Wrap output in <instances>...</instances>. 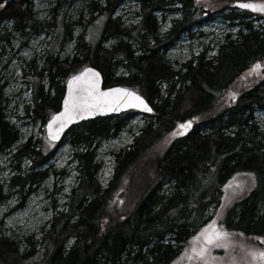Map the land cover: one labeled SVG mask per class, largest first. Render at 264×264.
Returning <instances> with one entry per match:
<instances>
[{
  "label": "trees",
  "instance_id": "1",
  "mask_svg": "<svg viewBox=\"0 0 264 264\" xmlns=\"http://www.w3.org/2000/svg\"><path fill=\"white\" fill-rule=\"evenodd\" d=\"M124 1L91 0L85 5L91 16L83 23L78 53L64 59L54 54L47 57L43 71L49 77V91L40 78L30 80L33 111L35 116L46 118L59 110L64 93L61 79L92 65L102 73L105 86L123 85L139 91L155 112L147 115L150 118L133 144L116 154L107 187L96 179L99 166L91 145L115 132L123 115L114 123H109L111 118L82 123L80 132L75 129L79 126L71 128L67 133L71 143L83 148L75 153L80 174L70 192L67 211L53 219L39 246L32 243L26 252L0 232V264H178L176 259L195 242L193 239L187 247L195 233L189 225L199 223L203 229L212 223L202 219L210 203L215 204V215L220 217L217 226L244 238L243 246L250 237L264 243L257 239L264 238V132H259L254 122L255 110H264V12L237 9L233 7L237 0H138L141 19L128 29L120 17H112ZM32 3L0 0V27L12 20L25 38L45 26L50 28V23L29 24ZM174 5L180 6L181 17L160 33L156 13ZM216 14L240 23L235 36L228 35L215 55L208 57L201 52L174 70L163 52L182 34H192L193 27ZM255 15L263 23L255 25L251 19ZM103 16L97 40H85L88 26ZM83 19L80 16L79 21ZM68 29L64 26L63 31L69 34ZM3 36L9 39L7 32ZM125 36H134L140 48L136 50ZM110 37L117 42L108 48L103 41ZM257 63L261 67L250 71ZM120 64L125 66V74L115 73ZM1 81L0 72V151L18 140L17 129L4 113ZM163 83L167 84L166 95ZM188 120L194 121V127L174 139L179 125ZM202 126L211 131L201 132ZM32 144L31 139L23 144L19 154L33 159L35 166L46 163L48 157ZM36 158L43 162L39 164ZM40 174L41 178L46 175ZM168 181L174 182V190L165 197L159 192ZM33 182L31 174L11 178V184L21 190ZM231 185L242 190L226 199ZM2 189L0 181V196ZM209 190L212 199L204 202ZM170 234L173 242L166 240ZM236 238L230 236L229 241L241 246ZM216 254L221 256V252ZM186 261L203 264L196 259Z\"/></svg>",
  "mask_w": 264,
  "mask_h": 264
},
{
  "label": "rangeland",
  "instance_id": "2",
  "mask_svg": "<svg viewBox=\"0 0 264 264\" xmlns=\"http://www.w3.org/2000/svg\"><path fill=\"white\" fill-rule=\"evenodd\" d=\"M90 1L33 0V20L29 24L50 23L51 25L50 28L45 26L38 32L34 31L29 38H25L20 30L14 28L12 20L5 21L0 27V72L1 82L4 85L2 106L7 120L18 131L17 142L10 148L0 151V181L3 184L0 196V232L17 242L21 252H26L32 243L39 246L53 219L59 216L61 212L67 211L70 192L72 187L76 185L80 174L79 162L75 153L83 148L81 146L77 148L71 143V134H68L60 143H54L47 138V121L54 112L51 111V114L47 115L46 118L35 116L33 111L34 87L30 80L40 78L45 90H50L49 77L47 72L43 71L47 57L54 54L58 58L64 59L78 53V43L84 31L83 23L86 24L91 16L85 6ZM97 1L103 2V0ZM202 1L204 3V0H200V2ZM179 7V5L167 6L156 13L160 33H164L175 19L181 17ZM80 16L84 17L82 22L79 21ZM112 17H120L123 26L132 29L141 19L138 0H125ZM104 19L105 16L88 26L85 40H97ZM251 19L255 25L263 23V20L258 19L257 15ZM64 26L69 28V34L65 30L63 31ZM239 28L240 23L238 21L231 22L222 15H213L209 20L193 27L192 34H182L167 51L163 52L164 60L174 70H179L187 60L194 58L201 52H205L208 57L213 56L216 54L220 43L228 35L234 37ZM6 32L9 34V39L3 36ZM124 38L136 50L140 48L134 36H125ZM116 42L115 37H110L103 41V45L110 48ZM137 52L139 53V50ZM115 73L125 74V66L121 64L116 66ZM67 78L61 79L63 85H65ZM166 88L167 84L163 83L164 95L167 93ZM53 92L52 89L51 93ZM108 118H111L109 123H114L117 116ZM149 118L140 113H125L115 132L112 131L109 135L93 141L91 149H94L95 163L99 166L96 179L103 187H107L113 177L116 154L133 144L134 138L141 134ZM254 122L258 126L259 132H264V110H255ZM80 125H78L79 127L76 126V132L82 131ZM210 131L208 126H202L201 132ZM232 131L233 128L229 130L231 133ZM181 132V128L175 131L176 135ZM30 139L33 141L32 146L36 150L41 149L43 155L48 157L46 163L36 158L39 159V164L43 163L35 166L33 159L27 155L19 154L22 145ZM49 151L51 154L48 155ZM43 172L46 175L41 178L40 173ZM18 174L25 176L31 174L34 182L28 183L22 190L17 186L14 187L11 184V178ZM262 187H264V182ZM173 190L174 182L168 181L164 183L159 193L168 197ZM241 190V186L231 185L229 192L225 193L226 199L236 197ZM211 199V190H209L204 202H209ZM215 210L214 203L208 204L202 219H209L211 222L220 220V217H216ZM189 229L195 233L191 235L187 247L191 246L194 237H197L202 230L199 223L189 225ZM238 234L241 235V231ZM241 236L244 237V235ZM236 237L231 235V239ZM236 239L239 240L241 246L230 240V247L227 250L221 248V256L216 254L218 253L217 249L212 248V256L218 258L216 264H229L232 258H235L238 264H252L247 256V251L249 249L264 250V245L255 241L256 238L254 237L248 238L249 241L244 246V238ZM166 240L173 242L172 234L168 235ZM192 247L193 245L184 250L176 259L178 264L187 262L186 258L191 253ZM189 262H194V259L189 260ZM195 264L198 263L195 262Z\"/></svg>",
  "mask_w": 264,
  "mask_h": 264
},
{
  "label": "snow or ice",
  "instance_id": "3",
  "mask_svg": "<svg viewBox=\"0 0 264 264\" xmlns=\"http://www.w3.org/2000/svg\"><path fill=\"white\" fill-rule=\"evenodd\" d=\"M3 5H0L2 7ZM239 7L264 12V3H240ZM261 67L259 63L253 65L250 71L258 70ZM99 73L93 69H85L78 76H74L68 81L69 94L64 100V111L53 116L49 121V135L52 139L58 138V133L74 119L79 118L83 114L92 115L97 110H118L119 105L127 104L130 107H143L146 111H152L144 100L135 93L127 89H108L101 91L99 87ZM117 108H113V106ZM53 125H58L55 132ZM191 125V122L181 124L180 128L185 129ZM232 234L217 226L216 221H212L207 227L201 230L194 241L191 254L188 255L189 260H199L203 264H216L218 258L212 256V248H223L227 250L230 247L229 237ZM264 241V238H257ZM247 256L252 264H264V250L247 251ZM222 259V258H219ZM229 264H238L235 258L229 261Z\"/></svg>",
  "mask_w": 264,
  "mask_h": 264
},
{
  "label": "water",
  "instance_id": "4",
  "mask_svg": "<svg viewBox=\"0 0 264 264\" xmlns=\"http://www.w3.org/2000/svg\"><path fill=\"white\" fill-rule=\"evenodd\" d=\"M240 3H259V2L237 0V1H235L233 3V7L241 9V10L247 9V8L239 7ZM248 10L255 11V10H252V9H248ZM85 69H93V70H95V72L99 73V81H100L99 87H100L101 91H107L110 88L111 89H116V88L127 89L130 92L135 93L137 96H140L144 100V102L148 105V107L152 109V111H146L143 107H130V106H127V104L119 105L118 106V110H104V111L97 110L92 115L83 114L79 118L74 119L72 122L68 123L67 126L64 127V129L62 131H60L58 133V138L57 139H52V137L49 135V129H48L49 121L52 119L53 116H55V115H57V114H59V113L64 111V100H65V98L68 97V94H69L68 81L71 80L74 76L80 75L82 72H84ZM113 108L115 109V108H117V106L114 105ZM129 110H136L138 112L147 113V114H151L154 111L152 105L148 102V100L143 95H141L138 91H136V90H134V89H132L130 87L122 86V85H113V86H109V87L104 86V78H103L102 73L96 67H94L92 65H89V66L84 67L83 69H81L77 73H75V74L71 75L70 77H68L67 81L65 82L64 95H63L62 100H61L60 109L57 112H55L51 116V118L48 120L47 125H46V135H47V137H48V139L50 141L59 143L65 138V136L69 132V130L72 127L76 126V125H79V124H81L83 122H87V121H90V120H93V119H97V118H104V117H109V116H113V115H119V114H121L123 112H126V111H129ZM192 126H193V123L191 122V125L188 126L187 129L191 128ZM57 127H58V125H53V131L54 132H55Z\"/></svg>",
  "mask_w": 264,
  "mask_h": 264
},
{
  "label": "flooded vegetation",
  "instance_id": "5",
  "mask_svg": "<svg viewBox=\"0 0 264 264\" xmlns=\"http://www.w3.org/2000/svg\"><path fill=\"white\" fill-rule=\"evenodd\" d=\"M262 245H264V243H262Z\"/></svg>",
  "mask_w": 264,
  "mask_h": 264
},
{
  "label": "bare ground",
  "instance_id": "6",
  "mask_svg": "<svg viewBox=\"0 0 264 264\" xmlns=\"http://www.w3.org/2000/svg\"><path fill=\"white\" fill-rule=\"evenodd\" d=\"M109 135V134H108ZM7 194V193H6Z\"/></svg>",
  "mask_w": 264,
  "mask_h": 264
}]
</instances>
